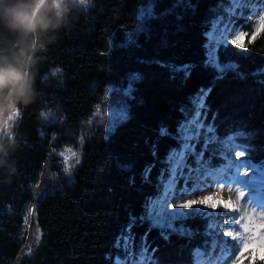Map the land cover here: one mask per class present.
Wrapping results in <instances>:
<instances>
[{
    "label": "trees",
    "instance_id": "obj_1",
    "mask_svg": "<svg viewBox=\"0 0 264 264\" xmlns=\"http://www.w3.org/2000/svg\"><path fill=\"white\" fill-rule=\"evenodd\" d=\"M81 1L37 51L35 99L18 105L0 139V264H117L125 238L150 264H195L205 222L188 218L197 234L184 236L153 226L147 212L166 192L170 156L184 150L182 127L197 115L264 164V31L247 19V7L264 0H240L248 2L240 17L232 0ZM215 22L246 33L242 47L217 46L219 64L231 65L223 73L207 62ZM14 40L0 27V47ZM106 100L126 113L111 129L94 119ZM65 146L80 148V162L69 179L48 181ZM194 147L190 165L198 156L217 163Z\"/></svg>",
    "mask_w": 264,
    "mask_h": 264
},
{
    "label": "rangeland",
    "instance_id": "obj_2",
    "mask_svg": "<svg viewBox=\"0 0 264 264\" xmlns=\"http://www.w3.org/2000/svg\"><path fill=\"white\" fill-rule=\"evenodd\" d=\"M232 3L235 9H231L230 14L240 17L241 11L246 9L248 2L240 3V0H232ZM69 4L83 7L81 0H69ZM247 8L250 10L247 19L252 22L256 31L260 27L259 17L264 15V7L251 4ZM241 32L245 34L241 40V44L244 45L246 33L243 30L235 29L228 23L213 24L206 35L209 67L217 72L226 69L225 67H231L230 64L226 66L219 64L217 46L233 44L231 41ZM127 92L123 90L122 94ZM118 105H111L106 100L96 110L95 124L98 127L107 124L111 129L118 121L124 119L125 108L123 105ZM16 118V114H11L9 122L0 126V139L11 132ZM182 133L186 141L184 150L170 156L173 170L168 179L166 192L150 205L147 219L157 228L184 236L197 234L185 225L188 218L202 220L206 229L199 231L198 234L203 239L204 247L193 251L194 263L237 264L236 258L241 254V249L250 235L247 229H256L260 224H264V164H251L245 150L235 137L219 140L213 128L203 124L198 115L182 127ZM195 145L211 151L213 154H209V157L216 156L217 163L212 165L210 161L198 156L195 166L190 165L187 158L194 156ZM80 154L78 146H65L57 153L58 169L52 175H48V181L69 179L73 169L80 162ZM66 167L70 171L66 172ZM179 180L183 182L177 189L176 184H179ZM31 211L28 222L31 220ZM258 234L264 235V233ZM132 245L131 240L124 239L125 255L116 258L117 264H150L151 257L146 250L142 249L135 253ZM27 247L26 255H30V246ZM251 248L252 256H244L240 264L256 262L264 264V247L257 248L252 245ZM133 253H135L134 257L131 255Z\"/></svg>",
    "mask_w": 264,
    "mask_h": 264
},
{
    "label": "clouds",
    "instance_id": "obj_3",
    "mask_svg": "<svg viewBox=\"0 0 264 264\" xmlns=\"http://www.w3.org/2000/svg\"><path fill=\"white\" fill-rule=\"evenodd\" d=\"M69 12V0H0V27L15 36L0 47V126L19 114L18 105L34 101L36 53L54 39L51 34L66 23Z\"/></svg>",
    "mask_w": 264,
    "mask_h": 264
},
{
    "label": "snow or ice",
    "instance_id": "obj_4",
    "mask_svg": "<svg viewBox=\"0 0 264 264\" xmlns=\"http://www.w3.org/2000/svg\"><path fill=\"white\" fill-rule=\"evenodd\" d=\"M259 24L260 27L257 28L256 32H261L264 31V15H261L259 17ZM245 37V34L243 32L239 33L237 35V37L235 39H233L231 42L234 45H238V46H244L243 44H241V40ZM255 36L252 33V39ZM75 155V153L73 154ZM237 158H239V153H237ZM65 171L68 172L70 171L69 168H65ZM247 231L250 233L248 240L246 241L245 245L243 246V248L241 249V254L239 256H237V264H240V261L244 258V256H252V245H255L257 248L259 247H264V235L262 234H258V233H264V224H260L258 226V228L256 229H250L248 228ZM248 250L247 252L245 250Z\"/></svg>",
    "mask_w": 264,
    "mask_h": 264
},
{
    "label": "water",
    "instance_id": "obj_5",
    "mask_svg": "<svg viewBox=\"0 0 264 264\" xmlns=\"http://www.w3.org/2000/svg\"><path fill=\"white\" fill-rule=\"evenodd\" d=\"M224 72V70H222L221 72H219V73H223Z\"/></svg>",
    "mask_w": 264,
    "mask_h": 264
},
{
    "label": "bare ground",
    "instance_id": "obj_6",
    "mask_svg": "<svg viewBox=\"0 0 264 264\" xmlns=\"http://www.w3.org/2000/svg\"><path fill=\"white\" fill-rule=\"evenodd\" d=\"M185 128V127H184Z\"/></svg>",
    "mask_w": 264,
    "mask_h": 264
}]
</instances>
